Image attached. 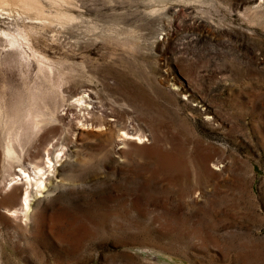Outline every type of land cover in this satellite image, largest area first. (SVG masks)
<instances>
[{"label":"rangeland","instance_id":"1","mask_svg":"<svg viewBox=\"0 0 264 264\" xmlns=\"http://www.w3.org/2000/svg\"><path fill=\"white\" fill-rule=\"evenodd\" d=\"M0 3V264H264V0Z\"/></svg>","mask_w":264,"mask_h":264},{"label":"bare ground","instance_id":"2","mask_svg":"<svg viewBox=\"0 0 264 264\" xmlns=\"http://www.w3.org/2000/svg\"><path fill=\"white\" fill-rule=\"evenodd\" d=\"M22 3H24L26 6H31L33 3H34V1L35 0H20ZM251 3H259V0H249ZM14 2V1H13ZM3 3V2H2ZM2 3H0V4H2ZM6 2H4V4H5ZM2 6V5H1ZM32 8V7H31ZM38 9V8H37ZM2 13V12H1ZM64 17V16H63ZM76 100L79 102H81V101H83L84 100V98H83V95H79V96H77L76 97ZM127 132V131H126ZM10 147V146H9ZM49 157V156H48ZM48 167H49V165H48ZM21 169H23V171L25 172L26 170L23 168V167H21ZM15 173H17V172H15ZM18 173H19V171H18ZM42 173H45V171L44 172H39V176H37L35 179H34V181H31V183H34L35 185H36V188H37V190H40V188L42 187V185H43V179H42V177H41V174ZM25 176H28L29 177V173H28V175H25ZM20 177V176H19ZM27 183H29V180L28 181H26ZM24 197L22 198L23 199V201H24V206H22V207H20L19 208V213L23 216V218L25 217V216H27L28 215V210H29V207H30V203H31V200H30V194H29V191L28 190H25V192H24V195H23ZM33 199V198H32ZM12 213H15V212H12Z\"/></svg>","mask_w":264,"mask_h":264}]
</instances>
